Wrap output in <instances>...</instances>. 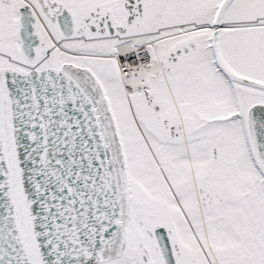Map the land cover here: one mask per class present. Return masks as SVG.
<instances>
[{"label":"snow or ice","instance_id":"snow-or-ice-1","mask_svg":"<svg viewBox=\"0 0 264 264\" xmlns=\"http://www.w3.org/2000/svg\"><path fill=\"white\" fill-rule=\"evenodd\" d=\"M0 264H264V0H0Z\"/></svg>","mask_w":264,"mask_h":264}]
</instances>
